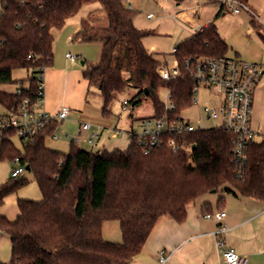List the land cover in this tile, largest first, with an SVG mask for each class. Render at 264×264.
<instances>
[{
	"label": "trees",
	"instance_id": "trees-1",
	"mask_svg": "<svg viewBox=\"0 0 264 264\" xmlns=\"http://www.w3.org/2000/svg\"><path fill=\"white\" fill-rule=\"evenodd\" d=\"M237 1L245 4L247 0ZM94 2L99 7L81 19L72 41L100 45L97 61L84 62L82 74L88 89L97 90L103 114H108L116 95L129 88L133 94L127 106L150 100L152 118L181 120L180 112L192 105L194 85L184 60L227 54L215 25L223 9L173 49L179 75L162 80L157 72L161 63L143 46L146 33L133 25L127 0H0V86L20 82L12 78L15 69L31 71L27 86H20V96L0 88V114L16 113L23 97L36 99L38 76L53 60V31ZM260 37L264 43V35ZM160 90L166 91L170 109L160 101ZM58 125L51 120L24 145L23 153L13 145L12 133L0 141V159L11 163L18 159L27 166L42 195L40 202L18 200L13 221L0 214V231L11 242L9 264H130L161 217L182 222L187 205L208 192L228 186L225 192L236 198L264 203V138L250 141L245 167L237 174L233 135L220 128L163 132L159 145L148 153L140 143L144 138L132 132L125 151H88L72 140L69 151L62 153L46 146V138L53 136ZM169 141L175 151L167 145ZM199 150L218 166L196 159ZM25 183L21 175L1 184L0 207ZM174 196H180L178 204H162ZM110 221L119 225L120 243L102 237L103 223Z\"/></svg>",
	"mask_w": 264,
	"mask_h": 264
},
{
	"label": "crops",
	"instance_id": "crops-1",
	"mask_svg": "<svg viewBox=\"0 0 264 264\" xmlns=\"http://www.w3.org/2000/svg\"><path fill=\"white\" fill-rule=\"evenodd\" d=\"M216 3L219 9L216 7L215 15L211 16L207 22H203L196 32L212 22L220 10L223 9L222 12L227 10L231 14L230 17L223 16L219 23H215L218 34L228 47L226 55L259 64L264 71V43L260 37V34L264 35V0H247L244 4L245 9L237 14L232 13L220 1ZM97 8L88 7L83 13H79L77 16L80 22L88 12ZM72 19H69L66 24ZM77 27L65 26L53 31V60L51 66L43 72L45 111L54 114L62 107L69 109L67 118L59 122L55 130L59 133L54 139L65 137L71 141L74 140L77 135L72 138L66 131L75 120H82L90 125V129L79 132L81 123L78 124L81 142L86 141L87 143L90 134L95 133L97 138L94 145L97 146L98 152L124 151L128 147L129 136L133 130L130 131L128 137L119 138L116 135L120 134L121 130L115 129V133H105L102 128L93 127L87 121L91 115L87 111L88 83L82 74L84 61H81L83 68H78L75 61L71 62L65 57L69 53L66 50ZM161 61L159 62L163 64ZM251 126L259 138L257 141L264 138V83L262 82L258 83L254 90ZM46 146L67 153L63 152L64 146L55 144L51 147L47 143ZM180 200V196L168 197L163 200L162 204L164 206L175 205ZM218 211L225 213L224 218L219 222L213 218L204 217L206 213L215 214ZM106 223L104 222L102 226V237ZM219 228H222L223 232L216 235ZM113 238L112 241L118 242L121 234L116 233ZM219 240L224 243L225 247L244 256L246 264H264V203L251 198H236L228 193L223 195L218 192H208L187 205L186 217L182 222H177L167 216L161 217L152 229L142 251L130 264H158L161 250L169 256V264H225L217 248Z\"/></svg>",
	"mask_w": 264,
	"mask_h": 264
},
{
	"label": "rangeland",
	"instance_id": "rangeland-1",
	"mask_svg": "<svg viewBox=\"0 0 264 264\" xmlns=\"http://www.w3.org/2000/svg\"><path fill=\"white\" fill-rule=\"evenodd\" d=\"M216 2L217 0H180L179 2H176V0H129V2H126V5L128 7L130 4L128 8L132 10L133 25L146 33L142 39L143 46L154 54L156 60H162L161 62L171 71L176 65L172 53L173 49L178 44L193 36L199 27L203 25V22H207L211 16L213 17L215 15L216 7H218V3ZM88 7H99V4L97 2L87 4L82 7L80 13H83ZM148 14L151 15L150 18H147ZM230 15L231 14L225 10L220 14L219 18L215 20V23H219L223 16L230 17ZM79 25L80 20L79 16H77L67 24L65 23L62 28L65 26H78L74 31L77 32L79 30ZM69 43L66 52L77 57L75 64L78 68H83L81 61L87 64H93L97 61L100 53V46L98 44L80 43L71 40ZM30 75V70L15 69L12 72V78L20 82L10 85H1L0 88L6 91H13L21 85L26 87V79ZM132 94L133 90L129 88L125 92L117 94L107 107L108 114H103L100 96L96 89L91 88L87 96V111L90 112L91 117L86 120L92 124L93 127L98 126L102 128V131L105 133L114 132L115 129L121 130L122 132L116 135L119 138L128 137L131 130L137 133L142 132L143 128L141 122L143 120L149 119V121H151L150 128L153 127L156 119L152 118L154 116V111L150 100H143L135 106L128 105L123 108L122 103L129 100ZM218 98L219 95L215 92L201 89L196 95L197 103L181 111L180 118L192 124L194 127L201 126L203 129L215 128L217 122L207 119L206 115L201 111V108L210 101H217ZM159 99L164 107L169 106V99L165 90H160ZM103 119L104 122H102ZM79 123H84V121L75 120L68 127V131H66L72 138L78 135ZM58 133L59 131H55L53 136L47 137L46 143L51 147L55 144L61 147L64 146L63 152H68L71 140L65 137L54 139L55 136H58ZM258 139L259 138L256 136L255 140ZM12 142L15 148L23 153L25 144L15 136L12 137ZM78 146L88 151H97V146H91V144L86 143V141L78 143ZM195 158L207 161L214 167L218 166L217 161L208 157L203 150H199L195 154ZM13 167L14 165L8 160L0 159V185L11 178ZM22 177L25 179L26 183L16 192L7 196L3 205L0 207V214L6 216L11 221L15 220L18 215V200L33 202H40L42 200V195L32 174L29 173V171H25ZM227 188L228 186L221 187L218 193L223 195L226 194L225 189ZM116 233L120 235L119 226L116 221H110L104 225L103 239L106 242L120 243L121 239L118 242L112 241ZM11 258L10 239L6 234L0 231V264H9Z\"/></svg>",
	"mask_w": 264,
	"mask_h": 264
},
{
	"label": "built area",
	"instance_id": "built-area-1",
	"mask_svg": "<svg viewBox=\"0 0 264 264\" xmlns=\"http://www.w3.org/2000/svg\"><path fill=\"white\" fill-rule=\"evenodd\" d=\"M167 1V0H164ZM234 14L245 9L243 3L237 0H218ZM151 15L148 14L147 18ZM65 57L74 62L76 57L67 53ZM188 77L194 82L192 89V104L197 103L196 95L201 89L215 92L219 95L217 101L206 103L201 111L206 115L207 119L217 122L215 128L223 129L233 135L232 141V161L235 171L241 174L246 163V153L248 144L255 139L256 133L251 126V112L254 101V90L258 83H264V71L259 64L244 61L234 56H223L217 58H187L183 62ZM44 72V71H43ZM158 75L162 80H169L179 75L177 66L170 71L165 65L161 64L158 68ZM13 92L20 96L22 94L21 87L16 88ZM36 99L32 101L29 97H23L16 113L4 112L0 114V141L7 134L12 133L13 137H17L22 143H30L38 131L43 129L51 120L58 122L63 121L69 114L67 107L60 108L54 114H49L44 109V77L43 73L39 74L37 82ZM168 96V95H167ZM169 99V97H168ZM123 108L127 106V102L122 103ZM171 104L165 109H170ZM143 128L142 133L137 134L132 131V134L143 137L140 141L143 146V152L148 153L153 147L158 146L157 141L159 135L163 132L173 133H188L192 131L204 130L201 126L194 127L192 124L178 120L169 122L163 118L156 119L153 127L151 121L143 120L141 122ZM90 125L81 123L80 131H88ZM97 135L91 133L88 144L94 145ZM75 143H80L79 133L73 140ZM172 149L176 150L172 141L167 143ZM12 164L11 176H21L26 170L24 165L20 164L18 159H15ZM225 213L218 211L215 214L206 213L205 218H213L215 221H221ZM223 232L219 228L215 233L219 235ZM218 251L221 254L225 264H246V258L236 253L233 249L224 246V243L219 240L217 242ZM169 256L163 251H159L158 264H169Z\"/></svg>",
	"mask_w": 264,
	"mask_h": 264
},
{
	"label": "water",
	"instance_id": "water-1",
	"mask_svg": "<svg viewBox=\"0 0 264 264\" xmlns=\"http://www.w3.org/2000/svg\"><path fill=\"white\" fill-rule=\"evenodd\" d=\"M81 65H83V62H81ZM146 93H147V92H146V90H145V94H146ZM25 170L28 171L29 168L26 166V167H25ZM211 192H214V191H211Z\"/></svg>",
	"mask_w": 264,
	"mask_h": 264
}]
</instances>
